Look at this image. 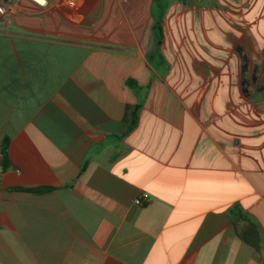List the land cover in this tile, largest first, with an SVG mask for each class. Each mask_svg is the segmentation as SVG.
I'll use <instances>...</instances> for the list:
<instances>
[{"label":"crops","instance_id":"crops-1","mask_svg":"<svg viewBox=\"0 0 264 264\" xmlns=\"http://www.w3.org/2000/svg\"><path fill=\"white\" fill-rule=\"evenodd\" d=\"M53 2L0 18V264H264V0Z\"/></svg>","mask_w":264,"mask_h":264},{"label":"built area","instance_id":"built-area-1","mask_svg":"<svg viewBox=\"0 0 264 264\" xmlns=\"http://www.w3.org/2000/svg\"><path fill=\"white\" fill-rule=\"evenodd\" d=\"M23 0H0V18L10 19L12 18L20 9ZM34 3L40 8H45L49 4L50 0H28ZM150 202V195L148 193H143L135 199V204L145 205Z\"/></svg>","mask_w":264,"mask_h":264},{"label":"rangeland","instance_id":"rangeland-1","mask_svg":"<svg viewBox=\"0 0 264 264\" xmlns=\"http://www.w3.org/2000/svg\"><path fill=\"white\" fill-rule=\"evenodd\" d=\"M50 2L52 4L54 3L53 0H50ZM259 30L262 31V29H259ZM236 37L237 36L233 35V43H232L233 51L238 52V50H239V52H241L242 55H244L246 52L248 54V59L246 61H245V59H243V61H242L243 67H245V68L255 67V63H256L255 58H254L255 45L250 44V43H248L247 45H244V44L239 45L238 43L235 42ZM218 40L219 39H217L216 41L218 42ZM245 64L247 67L245 66ZM252 80L253 79H251V82H250L251 84H252ZM254 90H256V87L254 88L253 86H251V90L248 92L249 98L253 95Z\"/></svg>","mask_w":264,"mask_h":264},{"label":"trees","instance_id":"trees-1","mask_svg":"<svg viewBox=\"0 0 264 264\" xmlns=\"http://www.w3.org/2000/svg\"><path fill=\"white\" fill-rule=\"evenodd\" d=\"M181 2H185L186 0H179ZM132 83L134 82H129V84L132 85ZM135 84V83H134ZM142 108V104H138L135 108V111L133 112L132 114V123L130 125V129L136 124L137 120H138V112L141 110ZM9 142L6 141L5 143V147H4V151H3V156H4V159H3V165H4V169L8 168L9 166ZM51 188H43V189H36L35 192L37 193H41V192H44V191H49Z\"/></svg>","mask_w":264,"mask_h":264}]
</instances>
